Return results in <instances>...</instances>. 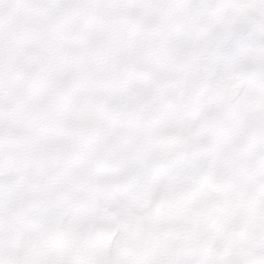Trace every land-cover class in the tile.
<instances>
[{
  "label": "snow or ice",
  "instance_id": "snow-or-ice-1",
  "mask_svg": "<svg viewBox=\"0 0 264 264\" xmlns=\"http://www.w3.org/2000/svg\"><path fill=\"white\" fill-rule=\"evenodd\" d=\"M0 264H264V0H0Z\"/></svg>",
  "mask_w": 264,
  "mask_h": 264
}]
</instances>
